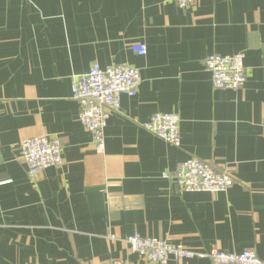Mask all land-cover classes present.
I'll return each mask as SVG.
<instances>
[{
    "label": "crops",
    "instance_id": "obj_1",
    "mask_svg": "<svg viewBox=\"0 0 264 264\" xmlns=\"http://www.w3.org/2000/svg\"><path fill=\"white\" fill-rule=\"evenodd\" d=\"M240 51L244 87L214 88L205 57ZM93 63L141 75L107 119L100 153L71 90ZM172 111L179 146L142 127ZM263 118L264 0H0V264H151L129 250L133 234L264 259ZM44 134L59 137L63 162L30 177L19 144ZM191 156L234 184L181 191L172 176Z\"/></svg>",
    "mask_w": 264,
    "mask_h": 264
},
{
    "label": "built area",
    "instance_id": "obj_2",
    "mask_svg": "<svg viewBox=\"0 0 264 264\" xmlns=\"http://www.w3.org/2000/svg\"><path fill=\"white\" fill-rule=\"evenodd\" d=\"M179 8H186L197 0H170ZM132 52L143 56L147 52L144 43L130 45ZM244 52L234 54L212 53L205 57L204 67L210 82L217 89H242L246 83L247 70ZM141 83L138 68L127 64H111L100 67L93 63L87 72L72 78V99L79 107L78 120L88 132L95 151L104 149V128L109 116L120 107L122 95L133 97ZM264 129V118L260 122ZM142 127L156 137L174 145L181 144L180 117L176 112H156L142 123ZM19 154L26 174L35 177L43 170L59 166L63 162V144L55 135H40L24 139L19 144ZM162 177L169 178L164 171ZM178 189L185 192H225L235 182L233 175L216 170L212 164L191 156L178 163L172 176ZM129 250L151 264H167L169 261L209 258L215 264H264L253 250L240 253L211 249L195 251L181 243H172L158 237L133 234L126 238ZM99 264H127L112 259Z\"/></svg>",
    "mask_w": 264,
    "mask_h": 264
}]
</instances>
